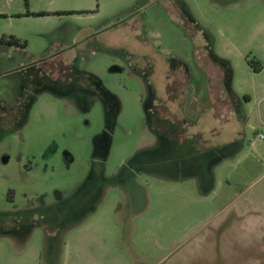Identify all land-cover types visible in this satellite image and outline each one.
Segmentation results:
<instances>
[{
	"label": "rangeland",
	"instance_id": "374dc122",
	"mask_svg": "<svg viewBox=\"0 0 264 264\" xmlns=\"http://www.w3.org/2000/svg\"><path fill=\"white\" fill-rule=\"evenodd\" d=\"M261 121L264 0H0V264H264Z\"/></svg>",
	"mask_w": 264,
	"mask_h": 264
},
{
	"label": "crops",
	"instance_id": "0c3cea01",
	"mask_svg": "<svg viewBox=\"0 0 264 264\" xmlns=\"http://www.w3.org/2000/svg\"><path fill=\"white\" fill-rule=\"evenodd\" d=\"M231 91H232V90H231ZM246 98H247L248 100H251L252 97H250V96L248 97V96H247ZM260 125L263 126V125H264V122L261 121ZM258 128H259V127H258ZM260 132H263V131H262L261 129H260V130L258 129V131H257V133H256V136H257V139H258V140H260V141L263 142V141H264V138H260V137L258 136V134H259ZM223 159H224V157H218V158L215 160V162H216V163H217V162L219 163V162H221ZM206 177H209V179H208L209 182H212V180L214 181L213 176H212V177H210V176H206Z\"/></svg>",
	"mask_w": 264,
	"mask_h": 264
},
{
	"label": "built area",
	"instance_id": "2783aa9c",
	"mask_svg": "<svg viewBox=\"0 0 264 264\" xmlns=\"http://www.w3.org/2000/svg\"><path fill=\"white\" fill-rule=\"evenodd\" d=\"M258 136H259L260 138H264V133H263V132H260V133L258 134Z\"/></svg>",
	"mask_w": 264,
	"mask_h": 264
},
{
	"label": "trees",
	"instance_id": "16d2710c",
	"mask_svg": "<svg viewBox=\"0 0 264 264\" xmlns=\"http://www.w3.org/2000/svg\"><path fill=\"white\" fill-rule=\"evenodd\" d=\"M15 40V42H18V39H14Z\"/></svg>",
	"mask_w": 264,
	"mask_h": 264
}]
</instances>
